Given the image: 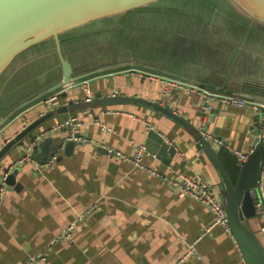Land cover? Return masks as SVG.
<instances>
[{
    "label": "crops",
    "instance_id": "obj_1",
    "mask_svg": "<svg viewBox=\"0 0 264 264\" xmlns=\"http://www.w3.org/2000/svg\"><path fill=\"white\" fill-rule=\"evenodd\" d=\"M254 59L253 52L239 59L227 87L231 83L251 85L258 89L255 94L264 96V88L252 84L264 83V66H258ZM196 62L182 68L185 74L200 85L206 86L200 82L211 81L223 87L227 64ZM154 66L174 73L180 69L164 62ZM88 83L92 99L124 94L160 102L177 108L180 115L186 114L192 125L197 126L203 120V126H207L210 121V133L232 148L242 151L252 148L250 136L258 121L257 112L249 108L238 111L218 106L213 119L210 114L204 117V108L197 105L199 102L192 93L166 90L162 82L130 71L94 76ZM62 95L70 101L69 106L78 110L57 114L39 129L77 115L83 122L80 134L87 141L78 140L70 153L59 149L52 161L47 159L52 149L48 154L39 150L37 158L20 165L16 181L10 185L0 209V264H25L30 255L48 246L46 259L38 264H176L190 244L199 255L189 253L179 264H246L230 232L221 224L209 228L213 214L206 204L180 195L176 186L150 173V169H156L171 177L179 173L201 176L217 192V170L196 146L188 129L163 112L142 104L89 107L85 105L86 93L79 86L64 89ZM43 112V104L37 103L1 128L0 148L23 128L24 121L30 123ZM148 125L152 128L148 129ZM67 135L66 130L52 134L51 148ZM141 145L148 148L144 167L128 159ZM103 146L118 150L123 156L110 153ZM216 149L225 164L229 163L230 154L241 166L233 151ZM23 151L24 147H19L8 152L2 167ZM238 174L234 175L236 180ZM94 204L95 210L84 214ZM80 214L84 216L76 223L72 239L52 243ZM256 225L264 244V220L260 219Z\"/></svg>",
    "mask_w": 264,
    "mask_h": 264
},
{
    "label": "water",
    "instance_id": "obj_2",
    "mask_svg": "<svg viewBox=\"0 0 264 264\" xmlns=\"http://www.w3.org/2000/svg\"><path fill=\"white\" fill-rule=\"evenodd\" d=\"M154 27L160 37L152 44L164 52L162 54L160 50V53L147 56L143 46L138 44L149 41L151 36L141 33L153 31ZM123 33L131 34L136 48L133 49L132 44L127 43L125 46L129 49L128 52L123 51L124 53L114 56L109 46H122L120 39ZM166 34L172 38L167 40ZM88 37H92L89 43L93 47L99 44L103 45L99 49L110 50L106 56L99 57H103L104 61L112 59L117 62L75 74L84 65H76L69 57L70 52L78 50ZM173 42L175 50L166 51L164 45ZM101 52L104 53L103 50ZM250 52L255 54L254 62L258 66H264V0H0V77L4 75V87L15 81L4 100L0 93V129L19 113L56 91L94 76L129 69H140L198 83L185 74L182 69H187L185 65L195 64L196 61L209 65L225 63L227 70L223 88L226 89L229 80H233V70L237 62ZM129 59L133 60L128 61ZM162 62L180 66L179 72L174 73L154 66ZM239 81L244 82L241 79ZM24 84H29L30 87L21 90ZM252 84L264 88L262 82ZM191 93L198 100L197 105L204 108V117L210 114L213 119L218 114V106L225 110H247L220 104L218 100L207 101L200 94ZM250 98L264 103V96L253 94ZM124 103L152 107L190 131L196 146L206 154L217 170V191L223 200L231 232L245 263L264 264V244L256 225L264 218L255 214L251 195V190L259 186L264 157L260 113L255 115L258 125L255 129V126L252 127L250 136L252 151L240 166L234 183L218 150L204 136L205 132H210V121L207 126H203V120L195 126L186 114L176 113L177 108L172 109L160 102L124 94L91 99L85 105L92 107ZM73 110L78 108L60 106L19 130L1 146L0 167L3 166L8 152L24 147L27 138L44 123L55 118L57 114H67ZM52 143L51 137L43 140L34 149L33 157L37 158L39 150L48 154L52 149L51 156L47 158L50 160L61 148L70 153L79 141L62 138L51 148ZM20 168L18 166L8 175V188L15 183Z\"/></svg>",
    "mask_w": 264,
    "mask_h": 264
},
{
    "label": "built area",
    "instance_id": "obj_3",
    "mask_svg": "<svg viewBox=\"0 0 264 264\" xmlns=\"http://www.w3.org/2000/svg\"><path fill=\"white\" fill-rule=\"evenodd\" d=\"M126 71L135 72L139 74L141 77H146L149 80L160 81L165 85L166 90L173 88L190 93L196 92L202 95L204 98H206L207 101L218 100L223 104L232 105L239 108H249L255 112H259L263 124L261 137L263 138L264 141V103L263 102L236 94H228L221 91L211 90L203 85H200L199 83L187 82L184 80L163 76L149 71H144L140 69H129ZM72 86H79L84 89V92L86 93V96H84L85 101L92 99L88 80L75 83L70 87ZM63 90L64 89L56 91L48 95L42 101L39 102L42 103L44 106V112L41 113L42 115L51 110H55L60 106H69L70 101L62 95ZM28 124L29 122L26 123L24 121L23 128L26 127ZM82 125L83 122L81 121L79 116L69 115L61 120H58L46 127L37 130L35 133L31 135L28 142L24 146L23 153L18 158L13 160V162L10 163L8 166L0 167V209L3 205V202L5 201L9 189L7 184L8 175L18 166L28 161H32L33 151L38 146V144H40L46 138L50 137L55 132L61 130H66L68 132L66 139L87 141V138L81 136L80 134V129ZM147 128L151 129L152 126L148 125ZM77 134L79 135L77 136ZM204 136L212 144H214L216 148L217 147L225 148L227 150L233 151L239 157L241 165L243 164L244 161L248 159L249 154L252 151V148L245 151L232 148L229 144H227V142L224 139H220L216 135L210 132H205ZM103 147L106 148V150L110 153H115L116 155L123 156L122 152L118 150H114L113 148H110L108 146L107 147L103 146ZM147 153H148V148L145 145H141L134 154V156L129 157L128 159L131 160L136 166L144 167L143 158L144 155ZM50 159L52 161L53 159H55V156H53ZM150 173L155 176L161 177L166 182L172 184L173 186H176L179 189L180 195L182 196L189 195L195 198L196 200L200 201L201 203L206 204L213 214V219L211 224L209 225V228H211L216 224H221L228 232L232 234L223 200L221 196L218 194V191L217 192L214 191L213 186L208 180H206L201 176L190 177L183 173H179L171 177L169 175L162 174L159 170L156 169H150ZM251 195L254 201L255 214L259 217H263L264 216V157L261 163L259 186L251 190ZM96 207L97 204L92 205L84 214H90L93 210H95ZM84 214H80L75 221L70 223L59 234H57L53 238L52 243H56L59 242L60 240H65V239L67 240L72 239V234L75 231L76 223L83 218ZM262 233H264V227H262ZM49 247L50 246L44 248L43 250L33 255H30L27 258L25 264H38L42 260L46 259L47 250H49ZM189 253L198 254L193 244L189 245L188 252L185 253L179 260H177L176 264L181 263L184 257Z\"/></svg>",
    "mask_w": 264,
    "mask_h": 264
},
{
    "label": "rangeland",
    "instance_id": "obj_4",
    "mask_svg": "<svg viewBox=\"0 0 264 264\" xmlns=\"http://www.w3.org/2000/svg\"><path fill=\"white\" fill-rule=\"evenodd\" d=\"M141 34H146V35H150L151 36L150 39H149V41H152L151 43H149V41H142L141 43L138 44V45H142L143 46L147 56H150V55L152 56V55H154L155 52H159L160 53V50H161V53L163 54V52H164L163 49H161L160 47H158L160 49L155 48L156 46L152 44L153 42L156 43V41L158 40V37H160V33H158V31L155 29V27H154L153 31L147 30V32L145 31V32H143ZM166 38H167V40H169V38H172V36L169 35V34H166ZM91 41H92V37H88L86 39V41H83L81 43V45H80L78 50H72L70 52V56L69 57L71 59H73L75 64L76 63H78V64L81 63V65H84V67H81V68H87V67H90V66H92V65H94L96 63L103 62L104 61L102 59L103 57H99V56H106L107 53L110 50H111V52L113 53L114 56H116L117 54L120 55L121 52L124 53L123 51L128 52L129 49L126 48V46H125V45H127V43L132 44L131 47L133 49L136 48V46L134 44V41L131 40V34L130 33L121 34L120 42H122V46L118 45L116 48H112V46H109L110 50L108 48L99 49L100 47L103 46V45H99V44H97L95 47H93V45L91 43H89ZM140 48H142V47H140ZM164 48L166 49V51L173 52L175 50V43L174 42L171 43V44L167 43V44L164 45ZM72 49H75V47L72 48ZM101 50H103L104 53L101 52ZM45 60H46V62L48 61V59H45ZM130 60H133V59H129L128 61H130ZM3 80H4V75H2L0 77V93L2 94V96H3L2 99L4 100L6 95L9 93V90L13 87L15 81L9 83L7 86L4 87V86H2L3 85L2 84ZM29 87H30L29 84H24V86H23V88L21 90H26ZM30 89H32V88H30Z\"/></svg>",
    "mask_w": 264,
    "mask_h": 264
},
{
    "label": "trees",
    "instance_id": "obj_5",
    "mask_svg": "<svg viewBox=\"0 0 264 264\" xmlns=\"http://www.w3.org/2000/svg\"><path fill=\"white\" fill-rule=\"evenodd\" d=\"M135 59H138V58H135ZM115 62H117V60L109 59L107 61L96 63L90 67H87V68H80V69L76 70L75 74H78L81 72L91 71V70H94V69L101 67V66L114 64ZM140 62H143V61H140ZM200 83L206 85L205 87H207L211 90L222 91V92H226V93L228 92L230 94H236V95H240V96L247 97V98H250V95H253V94H255V92H258V89L255 87L254 88L251 87V85L250 86L249 85H234L231 83L230 85H228V87L226 89H224L223 87H220V85H218V83H216V82L210 81L208 84H205L204 82H200ZM228 155H229L228 156V159H229L228 164L227 163L225 164V161H224L221 153H220V158H221L223 164L225 165L227 171L229 172L232 180L235 183L236 179L234 178V175L239 172L240 166L238 165L236 160H234L232 158V156L230 154H228Z\"/></svg>",
    "mask_w": 264,
    "mask_h": 264
}]
</instances>
